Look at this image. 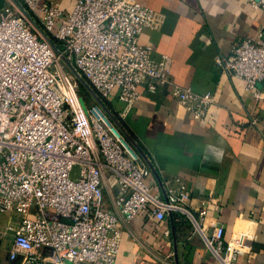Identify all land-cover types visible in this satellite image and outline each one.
Wrapping results in <instances>:
<instances>
[{
  "label": "built area",
  "instance_id": "1",
  "mask_svg": "<svg viewBox=\"0 0 264 264\" xmlns=\"http://www.w3.org/2000/svg\"><path fill=\"white\" fill-rule=\"evenodd\" d=\"M3 0L0 6V211L20 219L10 259L19 264H113L121 232L116 214L104 205L103 184L112 178L114 204L126 220L148 211L157 220L184 214L202 236L217 264H234L251 250L253 233L230 239L216 225L203 232L204 206L196 213L179 178L163 179L152 192L150 165L94 98L88 105L77 80L101 99L115 88L128 108L145 84L154 92L172 85L166 58L138 42L153 11L138 0H75L65 12L54 0ZM264 10V0H252ZM56 27L55 32L53 28ZM71 72L65 73L63 66ZM216 64L244 81L261 99L264 39L242 40ZM179 105L194 118L215 99L188 87H172ZM83 101V104L81 103Z\"/></svg>",
  "mask_w": 264,
  "mask_h": 264
},
{
  "label": "crops",
  "instance_id": "2",
  "mask_svg": "<svg viewBox=\"0 0 264 264\" xmlns=\"http://www.w3.org/2000/svg\"><path fill=\"white\" fill-rule=\"evenodd\" d=\"M54 1L65 12L75 2ZM251 1L138 0L154 14L138 42L152 47L154 60L165 56L172 85L154 92L146 83L138 86L140 96L128 108L117 88L104 99V109L123 121L147 159L152 192L164 197L162 180L179 178L188 208L194 213L206 208V235L216 225L223 227L226 240L238 231L253 233L251 250L240 253L234 264H264V82L258 85L262 98L255 99L244 81L224 72L215 58L229 55L242 40L264 39V10ZM174 85L211 93L215 101L203 117L194 118L178 104ZM103 191L105 208L116 214L121 232L113 264H217L184 214L157 220L145 210L126 220L115 207L112 178ZM19 219L12 210L0 211V264L21 261L19 255L10 259L14 246L8 230Z\"/></svg>",
  "mask_w": 264,
  "mask_h": 264
},
{
  "label": "rangeland",
  "instance_id": "3",
  "mask_svg": "<svg viewBox=\"0 0 264 264\" xmlns=\"http://www.w3.org/2000/svg\"><path fill=\"white\" fill-rule=\"evenodd\" d=\"M56 27L53 28V32H55ZM59 65L63 66V71L65 73H71L68 68L63 64L62 61H59ZM77 91L78 94L85 99L86 103L88 105H90L91 103H93L94 98L92 97V92L90 90H88L87 86L84 84V82L82 80H77ZM91 95V96H90Z\"/></svg>",
  "mask_w": 264,
  "mask_h": 264
},
{
  "label": "trees",
  "instance_id": "4",
  "mask_svg": "<svg viewBox=\"0 0 264 264\" xmlns=\"http://www.w3.org/2000/svg\"><path fill=\"white\" fill-rule=\"evenodd\" d=\"M83 82H84V80H83ZM84 83H85V82H84ZM85 85L87 86L86 83H85ZM87 87H88V86H87ZM92 92H93V91H92ZM93 93H94V92H93ZM90 96H91V95H90ZM83 99H84V98H83ZM95 99H96L97 101H99L100 104H101L104 108H107V109H108V106H107V104H106V102H105L104 99H101V98L98 97L96 94H95ZM84 101H85V99H84ZM85 103H86V101H85ZM111 115H112V114H111ZM112 116L114 117L115 121L117 122L119 128H120L121 130H123V132L125 133V135H127V137H128L132 142H134L133 139L131 138L130 133L128 132L126 126L124 125L123 121H122L121 119H119V118H118L117 116H115V115H112ZM173 214H174V213H173ZM174 217H175V215H173V219H174Z\"/></svg>",
  "mask_w": 264,
  "mask_h": 264
},
{
  "label": "water",
  "instance_id": "5",
  "mask_svg": "<svg viewBox=\"0 0 264 264\" xmlns=\"http://www.w3.org/2000/svg\"><path fill=\"white\" fill-rule=\"evenodd\" d=\"M85 84V83H84ZM88 88V90H90L91 92H92V90L89 88V87H87ZM92 94H93V96L95 97V94L92 92ZM81 103L83 104V101L81 100ZM106 111V110H105ZM110 116H111V118L115 121V119H114V117L108 112V111H106ZM115 123L117 124V122L115 121ZM117 126H118V124H117ZM119 127V126H118ZM122 132H123V130H122ZM124 133V132H123ZM125 134V133H124ZM126 136V138L132 143V144H134V142H132L128 137H127V135H125Z\"/></svg>",
  "mask_w": 264,
  "mask_h": 264
}]
</instances>
